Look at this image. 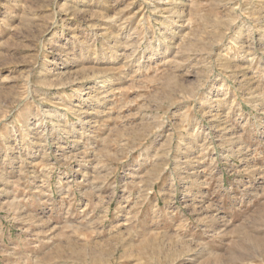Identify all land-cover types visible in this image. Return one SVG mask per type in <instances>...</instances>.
Listing matches in <instances>:
<instances>
[{"label":"rangeland","instance_id":"rangeland-1","mask_svg":"<svg viewBox=\"0 0 264 264\" xmlns=\"http://www.w3.org/2000/svg\"><path fill=\"white\" fill-rule=\"evenodd\" d=\"M0 264H264V0H0Z\"/></svg>","mask_w":264,"mask_h":264},{"label":"bare ground","instance_id":"bare-ground-1","mask_svg":"<svg viewBox=\"0 0 264 264\" xmlns=\"http://www.w3.org/2000/svg\"><path fill=\"white\" fill-rule=\"evenodd\" d=\"M63 246H64V245H63ZM60 247H62V246H60ZM60 247H59V248H60ZM71 247H72V246H68L67 249H70ZM63 249H64V248H63ZM73 250H74V249H73ZM63 251H64V250H63ZM63 251L58 250L57 253H56L55 259H56V258H63V259H64L65 255H64ZM66 251H67V250H66ZM75 253H76V252H75V250H74V251H72V253L69 254V256H70V257H74Z\"/></svg>","mask_w":264,"mask_h":264}]
</instances>
